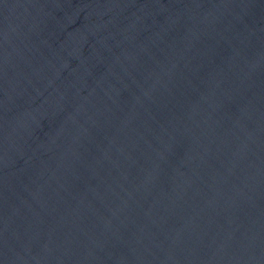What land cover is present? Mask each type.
Instances as JSON below:
<instances>
[{
    "label": "water",
    "instance_id": "95a60500",
    "mask_svg": "<svg viewBox=\"0 0 264 264\" xmlns=\"http://www.w3.org/2000/svg\"><path fill=\"white\" fill-rule=\"evenodd\" d=\"M0 264H264V0H0Z\"/></svg>",
    "mask_w": 264,
    "mask_h": 264
}]
</instances>
